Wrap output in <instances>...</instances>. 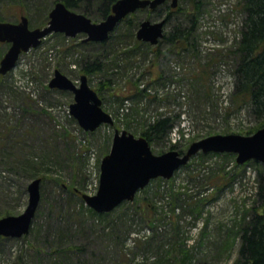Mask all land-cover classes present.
Returning <instances> with one entry per match:
<instances>
[{
	"label": "rangeland",
	"instance_id": "374dc122",
	"mask_svg": "<svg viewBox=\"0 0 264 264\" xmlns=\"http://www.w3.org/2000/svg\"><path fill=\"white\" fill-rule=\"evenodd\" d=\"M186 1L180 0L182 6L190 8L192 3ZM52 2L0 0V16L18 21L23 13L30 17V26H45L41 7ZM170 3L168 0L159 5L156 12L150 8L135 12L142 21L156 22L167 14ZM177 16L180 20V12ZM198 16L196 46L172 52L166 43H136L125 35L126 24L119 23L113 37L118 41L114 46L117 53H103L108 62L106 75L88 76L96 90L103 85L102 105L115 122L103 123L92 132L83 129L71 114L75 95L49 85L57 68L80 82L85 74L80 72L81 59L102 53L98 45L91 44V49L80 43L86 38L84 33L76 37L63 34L62 38L53 32L39 46L21 54L16 68L6 75L0 73V218L9 215L7 212L23 213L29 203L27 186L35 179L32 172L38 170L40 175L35 176L42 178L41 203L30 232L23 237H0V264H175L172 259L163 263L160 259L166 254V243L172 242L176 249L181 238L200 243L193 264L235 263L237 248L221 250L226 232L223 227L219 230L221 222H217H237V212L254 203L253 165L235 186L218 192L209 185L194 198H189V189L185 196L189 205L183 203L184 208L177 196L152 195V191H165L166 186L161 187L164 182L158 180L151 183L153 189H143L136 195L143 208L129 201L105 217L94 215L82 197L83 193L94 195L97 191L96 173L110 152L116 128H127L135 134L140 130L138 124L143 128L152 117L155 120L163 113L175 117L169 137L184 148L212 134H244L257 125L250 108H237L232 100L236 89L232 74L235 58L229 53L240 38L244 17L238 0H203ZM179 20L170 21L165 33ZM185 25L190 26L191 21ZM9 45L0 41V61ZM158 47L161 51L156 54L153 49ZM138 86H148L152 98H140L135 91ZM127 94L130 97H125ZM121 96L125 97L123 102ZM128 121L137 126L125 127ZM166 147L162 143L151 145L156 154L170 150ZM36 163L40 169L31 166ZM183 170H177L170 187L172 183L180 186ZM177 188V192L184 191ZM202 216L208 223L207 238L202 237L199 228ZM175 254L183 257L181 252Z\"/></svg>",
	"mask_w": 264,
	"mask_h": 264
},
{
	"label": "trees",
	"instance_id": "16d2710c",
	"mask_svg": "<svg viewBox=\"0 0 264 264\" xmlns=\"http://www.w3.org/2000/svg\"><path fill=\"white\" fill-rule=\"evenodd\" d=\"M58 1H64L72 10L86 14L93 20L97 21L98 19L107 18L112 11L113 5L117 2V0H53L52 3H43V6L41 7L42 10L40 14L44 16V22L49 21V13L55 3ZM189 2L192 3L190 8L187 6H182L183 3L181 4V2L177 8H173L171 4L166 6L167 14L163 18L166 19L167 24L171 23L170 21H173L176 18L179 20V16H177L179 15V12L180 20L176 25L173 26L172 29H169L166 33H164L165 36L159 41L157 46H159L161 43H166L168 44L167 49L170 50V52L179 51L180 49H188L189 47L194 48L196 46L194 43V31L198 26V15L201 12L203 0L186 1L187 4H189ZM238 3L241 7V13L244 17L242 21V27L240 29V38L237 40L235 48L229 53V56H234L235 58V67L233 68L232 74L233 77H235L236 89L232 96V100L237 105V108L247 105V107L250 108V110L255 114L258 122L257 125H254L249 130L244 132V134H253V132L259 128L264 127V0H238ZM156 9L157 8L154 10L150 9V11L156 12ZM189 10L192 11L189 12ZM3 13L8 14L7 12L5 13V10ZM0 20L6 21L9 19H5L4 17L0 16ZM186 21H191V25L186 26ZM141 22L142 20L139 19L137 12H134L130 16L123 19L120 25H122V23L126 24L127 32L125 35L135 39L136 43L149 45L148 42H142L137 38V35H135V32L141 25ZM115 32L116 31L111 33L109 39L105 41L86 42L82 40V42H80L83 44L85 43L86 46H90L88 48H91L92 44L93 46L98 45L100 49H103L101 54H95L93 56L94 58L92 59L89 57L85 58L84 56L80 62V72H83L88 76L101 73L105 74L104 72L108 67V62L106 61V58H103V53H111L112 51L117 53L118 51L114 47L118 42L113 38L114 35L116 36ZM56 34L60 35L62 38H65L61 33ZM108 48L111 50H107ZM153 51L156 54L158 52L160 53L161 48L158 47L157 50L153 49ZM102 86L103 85L101 84L99 91L97 90L100 92L99 94H101ZM136 90L139 92V95L138 93L137 95L140 96V98L142 96L147 99L152 98L148 86L140 88L138 86L135 91ZM125 97H130V95L127 94ZM125 97L123 98L121 96L122 102L124 101ZM152 119H154V117L151 118V122H149V124H144L143 128L140 126L141 124H138L139 126L136 125L137 129L140 130H135V135L144 136L148 139L151 145H158L162 143L163 146H167L165 149L174 148L184 153L186 147L182 148L180 147V144L172 143L169 137L172 129L175 126L173 124L175 117L167 116L166 114L162 113L158 116V118L156 117L155 120ZM136 126L133 125V122L129 123V121L125 124V127H129L131 129ZM214 157H216L217 160H214ZM37 163L36 165H31L33 169H40V166ZM250 165H253L256 168V174L254 178L256 182L255 200L253 201L254 203L251 206L246 207L247 209H245V211L240 210L237 212L238 217H240V220L237 222L234 223L232 219L227 221L222 219V221L218 220L217 223L221 222V225L219 224L217 227L219 230H222L223 227V231L226 232V240L222 242L221 250L228 251L227 247L237 248V257L234 264H264V163L254 160L241 165L237 163L236 157L232 153L229 154L219 152L204 154L201 152L199 153L196 161L187 164L184 167V174L182 175V179L179 181L180 186L178 188L175 186V183H172V187H170L171 182L175 178L172 180H167L164 178L154 179L151 183L158 180L161 183L164 182L161 187L163 188V186H166V188L163 193L162 191H152V195L154 194L155 196L161 197L163 196L162 194L168 193L173 198L177 196V198L181 201V205L183 203L186 204L187 199L185 196L187 195L186 193L189 189H191L189 198H194L201 195L203 193V189L209 185H211V187L214 186L218 192L221 191L222 188L224 190V188L228 186H235L238 182H241V179L246 177L247 170H249L248 166ZM37 171L38 170L32 172L35 178L38 174L36 173ZM45 176L46 174L43 177ZM165 184H168V186ZM150 187L151 185L146 187L144 191H148L147 189ZM151 188H154L153 184ZM175 188H181L184 189V191L179 190L181 192H177ZM179 193L182 196L179 197ZM139 200L140 199L137 197L133 204L135 206V204L138 203V206L141 208L143 205ZM142 202L144 203V201ZM124 203L127 204V202ZM124 203L120 204L117 209L123 206ZM187 204L189 205V203ZM182 207L184 208V205H182ZM89 209L94 215L96 214L102 217L111 214L110 212L99 213L94 209ZM192 212H194V209ZM7 213L10 214L9 212ZM201 215L202 214H200V216ZM200 218L203 221L200 227V230L202 231V237L204 236L207 238L206 236L209 235L207 234L208 223H205V216ZM199 244L200 243L198 241L190 243L187 238H181L178 239V242L176 243L177 248L175 249V246L172 242L166 243V254L164 258L160 260H162V263L166 259H168V262H171L170 259H172V262L175 264H193L192 262L195 261L198 255V250L200 247ZM179 246L184 247V249L182 247L179 248ZM174 250H177L175 252L178 253L181 252L183 257H177ZM158 264L161 263L158 262Z\"/></svg>",
	"mask_w": 264,
	"mask_h": 264
},
{
	"label": "water",
	"instance_id": "95a60500",
	"mask_svg": "<svg viewBox=\"0 0 264 264\" xmlns=\"http://www.w3.org/2000/svg\"><path fill=\"white\" fill-rule=\"evenodd\" d=\"M167 0H117L110 15L93 21L86 14L73 11L64 1H58L52 8L48 24L31 28L29 17L21 15L18 22L0 20V41L11 45L0 61V73L6 75L17 66L22 53L39 46L43 38L53 32L65 33L76 37L79 33L86 35L85 41H105L122 19L138 9L149 7L155 9ZM179 0H171L172 7H177ZM166 19H145L141 22L136 35L139 40L156 45L165 36ZM50 80L51 88L71 91L75 100L70 104L72 115L87 131L97 130L103 123L114 125V118L102 105V98L88 83V76L83 74L76 83L60 69H55ZM110 152L101 161V178L99 189L94 195L83 193L86 203L99 213L114 211L118 205L136 198L140 188L149 185L152 179H171L176 170L188 163L199 152L234 153L238 164L251 160L264 163V127L253 134L218 133L192 142L182 153L178 149L156 154L144 136H136L129 130L116 128ZM42 178L32 180L29 190V203L21 214L5 215L0 218V237H23L33 225L37 208L41 202Z\"/></svg>",
	"mask_w": 264,
	"mask_h": 264
}]
</instances>
